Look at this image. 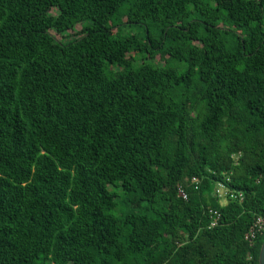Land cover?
<instances>
[{"label":"trees","instance_id":"16d2710c","mask_svg":"<svg viewBox=\"0 0 264 264\" xmlns=\"http://www.w3.org/2000/svg\"><path fill=\"white\" fill-rule=\"evenodd\" d=\"M263 215L264 0H0V264H259Z\"/></svg>","mask_w":264,"mask_h":264},{"label":"built area","instance_id":"2783aa9c","mask_svg":"<svg viewBox=\"0 0 264 264\" xmlns=\"http://www.w3.org/2000/svg\"><path fill=\"white\" fill-rule=\"evenodd\" d=\"M191 185L195 186V190H199L201 185V180L198 178L191 179ZM217 195L221 199V204L223 201L226 202L224 206H226L229 202L234 201L238 203H242L244 201V195L240 192L231 191V189L226 184H217ZM178 195L183 200L188 201L189 197L184 189L183 186L178 187ZM212 222H211V228H214L218 225L220 221V213L215 211L211 213ZM264 235V215L257 217V220L253 224V226L248 230V232L245 235V241L252 247L255 245L257 240Z\"/></svg>","mask_w":264,"mask_h":264},{"label":"water","instance_id":"95a60500","mask_svg":"<svg viewBox=\"0 0 264 264\" xmlns=\"http://www.w3.org/2000/svg\"><path fill=\"white\" fill-rule=\"evenodd\" d=\"M259 264H264V242L260 251Z\"/></svg>","mask_w":264,"mask_h":264},{"label":"rangeland","instance_id":"374dc122","mask_svg":"<svg viewBox=\"0 0 264 264\" xmlns=\"http://www.w3.org/2000/svg\"><path fill=\"white\" fill-rule=\"evenodd\" d=\"M75 32H68V35H75V33L76 32H80L81 31V26H77L76 28H75ZM59 40H61V38L60 37H57ZM226 204V202L225 201H223L222 202V205L224 206Z\"/></svg>","mask_w":264,"mask_h":264}]
</instances>
